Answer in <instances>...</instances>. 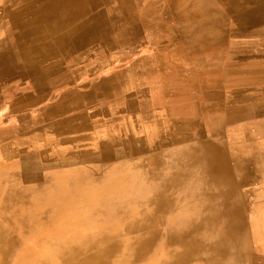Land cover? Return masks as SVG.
Segmentation results:
<instances>
[{"label": "bare ground", "instance_id": "6f19581e", "mask_svg": "<svg viewBox=\"0 0 264 264\" xmlns=\"http://www.w3.org/2000/svg\"><path fill=\"white\" fill-rule=\"evenodd\" d=\"M129 3L133 9L126 13ZM161 8L162 12H158ZM106 10L111 13V27H106L124 34L130 29L127 24L125 30L118 29L122 22L138 18L141 13L146 20H155L163 11L172 24L179 25L162 26L161 31H167L173 38L192 20L193 23L202 20L204 27L193 35L208 36L219 46L228 38L226 34L246 37L264 34V0H0V61H12L4 63L6 66L0 63L3 65L0 76L27 75L30 61L48 55L57 42L60 48L69 37L75 40L69 42L72 46L88 44L95 30L86 27L88 33H77L90 21L103 20ZM57 30L69 36H63L61 41ZM262 44L264 41L258 44L263 49L261 54ZM62 47L58 50L63 52ZM254 55L259 56L257 53L245 56ZM227 69L232 70L233 66ZM200 75L195 74L192 86L201 89L210 102L217 104L222 100L224 106L248 102L257 114L251 118L253 122L232 124L224 133V143L200 138L188 146L185 140L178 143L175 138L160 134L158 152L145 155L144 166L137 173L131 171L130 164L114 166L109 172H92L94 168H106L105 161L111 159L107 154L100 155L104 165H85L82 172L64 166L65 172L34 177L43 180L47 188L41 184L43 188L34 186L11 193L0 189V222L8 224L2 228L10 233L31 232L35 221H42L49 231H57L58 241L53 240L59 242L53 245L58 258L55 264H117V248L121 244L143 255L163 236L170 238L174 249L159 264H264V119H260L259 113L260 108L264 109V74L254 84L241 87L235 85L240 83L239 78L208 77L202 83ZM227 81L234 86L228 95L219 90ZM193 107L196 109L195 103ZM226 132L236 139L226 140ZM79 133L84 135L83 130L68 129L50 136L68 135L71 140ZM38 134L44 135L45 129L39 128ZM100 146L104 148L105 144ZM79 150L83 151V147ZM160 155L167 156L168 161L152 171L147 157L160 158ZM36 156L27 158L25 164L38 169L46 163ZM60 156L62 164L69 163L62 159L67 157L65 152H60ZM57 157L55 153L47 162ZM124 167L129 171L117 170ZM28 214L35 215L28 217ZM97 220L102 223L89 225ZM84 233L87 235L75 240V234ZM29 239L34 242L32 233ZM4 244L9 242L0 239V253ZM2 258L0 254V264Z\"/></svg>", "mask_w": 264, "mask_h": 264}, {"label": "rangeland", "instance_id": "374dc122", "mask_svg": "<svg viewBox=\"0 0 264 264\" xmlns=\"http://www.w3.org/2000/svg\"><path fill=\"white\" fill-rule=\"evenodd\" d=\"M103 20H99L98 23H92L90 21L88 24H85V27L83 26L81 28L82 30L79 33H77H88L89 31L86 30V27L94 29L95 33L92 32V36L87 40L88 44L72 46L70 43H73L75 40H73L72 37H69L60 45V48L62 46V48H65L63 52L58 50L60 48L58 47L57 42V45L49 50L50 55H47L46 53L45 55L30 61L31 64L27 67L30 68V70L26 69V74L29 78L28 80L32 82L31 85L33 87V92L39 95L38 102L44 105L42 108L41 106L37 108L38 110L36 113L39 118L37 121L42 122V125L37 128H44L45 134H58L61 131L65 132L68 129L84 130L88 127L89 123L85 122L83 125H80L78 120L88 121L92 115L89 117L88 112L84 111L72 113L71 115H68V113L66 114V112H71V109H75L80 105L87 106L96 98L98 102L101 95L104 98H108L109 95L118 91L120 88L121 78H118V76H115V78L104 76L93 78V85H95V87H87V83L86 85L80 84L79 82L75 83V77L77 76L78 71L93 68L99 70L104 67L105 64H111V67L115 69L122 67L126 68V65L128 64L127 68L131 70H139V73H142L143 71L141 70L153 68L159 69L158 64L153 67V63H163L165 58L171 59L174 65L171 67L168 66V69L170 67V69L179 70L176 75L180 80L177 82L174 80L171 84H175L174 88H177V91L180 88L194 90V93L192 92L193 99H191V106L194 108L193 104L195 103L196 109H192V115L173 119L172 128L168 133L161 132L162 135H168L171 138H175L178 143L185 140V143H187L188 146L193 142L196 143L200 138L208 139L210 142L215 141V143H222L225 131L234 124V122H232L233 120H251V118L256 117L257 114L252 111L248 102V104L241 102L238 106L233 105L234 103L224 106V103L221 100L215 104L216 102H210L207 96L204 95L205 93H202V90L197 86H192L190 82L195 78L196 73H202L201 71H207V69L208 73L205 75H209L210 78L215 77L220 79L221 77H224V79H227L228 77V80H233L232 72L230 75L227 74L230 71L227 69V66L234 64L239 55L242 56L241 59L243 60V58L247 57H244L245 55L262 52L263 49L259 48L258 44L264 41V34L258 35V37H246L244 35L234 36L232 33L230 35L226 34L228 38L223 45L219 46L215 44L197 45V43H200L201 41H209H204V38L201 39V37L192 35L191 32L190 36L185 37L186 45H174L168 44L171 43V39H168L167 36L161 37V30L163 28L150 23H140L138 25L139 30L128 32L125 34V38L121 39V35L118 31L107 28L106 25L108 24ZM173 23H175V21ZM176 26L178 27L179 25L172 24L170 27ZM189 26H191V23L187 22L185 26L186 29L189 28ZM192 26L194 27L195 25L192 24ZM56 32L57 38H60L61 41L63 36H69L64 35L68 33L61 30H57ZM110 33L111 37L109 36ZM163 41H166L167 44H162ZM262 45L264 46V44ZM75 48H77L75 51L77 54L73 53ZM190 51L193 52L192 55L190 54ZM254 58L255 57L253 56L251 59ZM165 62L167 63V61ZM0 63H12V61L9 62V60H6V62L0 61ZM234 66L235 65H233V67ZM0 79H6V77L1 75ZM229 83L230 82L227 81V85H225L224 88H219V90L225 91L226 95L230 93L231 87H234L233 85L229 86ZM244 84L249 83L240 80V83L235 85L241 87ZM256 89L259 90L260 88L257 87ZM196 94L201 96L202 100H199L201 102L196 101ZM127 101L128 106L132 107V105H129L128 99ZM34 110H36L35 104ZM202 113H204V117L208 118L207 128L202 127ZM259 113L261 114L260 119H264L262 118V116H264L263 108H260ZM218 121L221 123L226 122L224 125L225 128H219V130H217L220 126L217 123ZM35 132H37V130H35L34 133ZM216 139L219 141H216ZM101 144L105 143L101 142ZM129 146L130 152L132 149H137L134 148L131 143ZM172 148H174V146ZM49 150L52 149L49 148ZM52 153L57 152L54 151ZM160 156L161 159L156 156L147 157V161L149 160V167L152 171L157 170L161 164L168 161L167 156ZM36 157H41V159L44 160L42 155H37ZM175 163L177 164L178 161L174 162V164ZM33 215L35 214H28V217ZM0 223L1 225H4H0V239L9 242L7 245L4 244L5 248L0 253L1 257H3L2 264H13V259L15 264H55L58 262V258L54 255L55 253L53 250V245L59 243L57 242L58 239L56 237L58 234L57 231L51 232L46 226L44 227L42 225V221H35V227L31 232H11V235L10 232H7L8 230L2 228L8 224L4 222ZM100 223L102 222L97 220L90 222L89 225L95 226ZM31 233L36 240H34V242H32V239H29ZM71 233L72 232H65V235ZM85 235L87 234H75V240L76 238L81 239ZM126 236L125 234L123 235L124 238ZM27 238L29 239L28 245H26ZM55 238L57 241H53ZM44 246L48 249L44 250ZM146 247L149 246L146 245ZM172 247L173 244L170 243V238L167 236H163L143 255L136 254L135 251L132 252L130 248L121 244L117 248V253H119L117 264H135L136 262V264H159L166 258L168 252L171 249H174ZM42 251L45 252L43 255H41ZM42 256L45 258H42Z\"/></svg>", "mask_w": 264, "mask_h": 264}, {"label": "crops", "instance_id": "0c3cea01", "mask_svg": "<svg viewBox=\"0 0 264 264\" xmlns=\"http://www.w3.org/2000/svg\"><path fill=\"white\" fill-rule=\"evenodd\" d=\"M126 9L124 11L126 13L132 11L133 4L129 3ZM159 11L162 12V8ZM164 13L166 12L163 11V13L156 16L157 19L151 21L144 19L141 13L138 18L122 22L118 29L125 30L124 25L127 24L130 30L125 33L133 32L139 30L138 25L143 22L161 28H163L164 24L169 27L172 25L171 20ZM110 16L111 13L106 10L104 19L109 23L108 25L111 23ZM189 23H191V26L186 29L185 23L182 32L177 38L170 37L167 31H161V37L167 36L168 39H171V43L168 44L186 45L185 37L190 36L191 32L192 35L196 32L199 33L204 28L202 20L194 23L192 20ZM192 24L195 26L193 27ZM119 34L121 39L125 38L124 32L120 31ZM203 38L205 39L204 41L209 42L201 41L197 45L213 44L211 40L214 39L208 38V36L201 37V39ZM162 44H167V42L163 41ZM190 54L192 55L193 52L190 51ZM257 54L259 56L254 55V59H248L253 56H244L246 58H243V60H234L236 64L233 62L234 64L231 66H235L227 74L230 75L232 72L233 80L239 78L250 85L254 84L256 79L261 78L262 74H264V53L261 54L259 52ZM238 57L239 59L242 58L241 55ZM163 61V63L157 61V63H153V67L158 64L159 69L141 70L143 71L142 73H139V70L127 68L128 64L126 68L115 69L111 67V64H105L99 70L93 68L78 71L75 83L79 82L85 85L87 83V87H95L93 78L102 76L114 78L118 76V78H121V85L118 91L109 95L108 98H104L101 95L98 102L96 98L87 106L80 105L75 109H71V112H66V114L71 115L72 113L84 111L88 112L89 117L92 115L88 121L78 120L80 125L88 122V127L83 130L84 133L82 134L84 135L79 133L78 136H75V134L71 140L68 135L57 138L56 136H50L48 133L44 135L38 134L37 127L42 122L37 121L39 118L36 112L39 106L42 108L44 105L38 102L39 95L33 92L32 82L28 80L27 75L0 79V189L10 190L11 193V190L15 191L23 188L27 190L34 186L43 188L41 184L47 188V184L43 180H34V177L38 178L40 176V178H43V174H48L49 172H65L64 166H72L75 172L79 170V172H82L85 165H104L101 163L103 161H101L100 155L107 156V154L111 155V159H109L110 161H105L106 168L104 170L94 168L91 169L92 172H109L112 171L114 166H129V164L133 166L132 172H139V168L142 165L144 166L142 163L146 159L144 156L158 152L157 142L160 134L161 132H169L172 128L173 119L192 115L191 99H193L192 92L194 90L180 88L177 91V88H174L175 84L171 83L174 80L176 82L180 80L176 75L179 70L170 69L171 66H174L171 59L165 58ZM168 66H170L169 69ZM237 66L242 67L239 68ZM180 70L183 71L182 69ZM201 72L200 78L202 83H205L210 77L205 75L208 73V69ZM193 81L191 80V85H193ZM200 98L199 94L195 95L196 101L201 102L199 100H202V98ZM127 99L132 107L128 106ZM34 104L36 110H34ZM203 114H201L202 126L207 128L208 118L204 117L205 115ZM237 120L232 122L234 124L253 122L250 119ZM217 123L220 125L217 130L225 128L226 122L221 123L218 121ZM35 130L37 132L34 133ZM228 135L225 138L226 140L234 141L236 139L235 135ZM99 142L100 144L101 142L105 143V147L102 148L98 144ZM130 143L137 149H132L130 152ZM81 146L83 151L79 150ZM49 148L52 150H49ZM69 150L71 152H68ZM106 150L107 152L105 153ZM54 151L57 152L58 157L47 162L49 157L55 155V153H52ZM60 152H65V156L67 155V157L62 158L69 162L66 165L61 163V159H58L61 157ZM36 155H42L46 163L38 169H33L25 164V161H27V158ZM117 170L129 171L128 167L118 168ZM13 203L14 205L16 204L15 192ZM136 203L139 204L137 201ZM10 205V208H12L11 203ZM184 213L187 212L185 211ZM10 214L14 215V213Z\"/></svg>", "mask_w": 264, "mask_h": 264}]
</instances>
